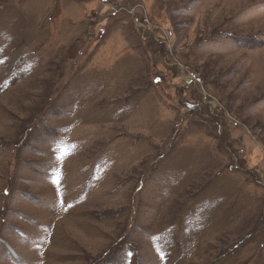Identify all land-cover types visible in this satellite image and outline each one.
<instances>
[{"label":"rangeland","instance_id":"obj_1","mask_svg":"<svg viewBox=\"0 0 264 264\" xmlns=\"http://www.w3.org/2000/svg\"><path fill=\"white\" fill-rule=\"evenodd\" d=\"M0 264H264V0H0Z\"/></svg>","mask_w":264,"mask_h":264},{"label":"built area","instance_id":"obj_2","mask_svg":"<svg viewBox=\"0 0 264 264\" xmlns=\"http://www.w3.org/2000/svg\"><path fill=\"white\" fill-rule=\"evenodd\" d=\"M132 12V11H131Z\"/></svg>","mask_w":264,"mask_h":264}]
</instances>
